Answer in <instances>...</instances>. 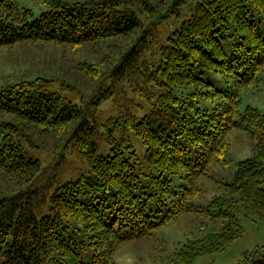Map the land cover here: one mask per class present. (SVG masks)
I'll return each instance as SVG.
<instances>
[{
	"label": "trees",
	"instance_id": "1",
	"mask_svg": "<svg viewBox=\"0 0 264 264\" xmlns=\"http://www.w3.org/2000/svg\"><path fill=\"white\" fill-rule=\"evenodd\" d=\"M184 7L190 15L161 45L155 63L143 65L140 54L148 44L140 32L110 71L111 78L137 80L143 87L135 91L139 97H151L150 112L138 119L132 114L113 118L100 132L85 107L42 82L0 88V118L10 117L0 119V178L22 184L0 193V264H116L112 252L120 241L144 237L190 209L186 203L194 177L213 155L216 165L225 164L220 156L232 128L248 134L254 155L238 161L230 181H218L223 193L199 210L217 229L181 245L174 253L176 264H193L239 237L238 212L264 217V111L246 106L226 119L232 111L229 102L225 117L196 106L201 98L227 91L215 88L205 72L240 75L244 84L257 78L264 66V0H171L166 10L171 16ZM158 13L149 0H50L47 9L30 18L32 11L17 0H0V46L124 38ZM12 117L52 130L75 123L71 139L79 144L87 170L61 182L41 181L40 162L13 136L22 128ZM131 133L145 146L143 162L149 170L131 144ZM102 139L109 146L107 155L97 153ZM182 170L185 182L178 190L171 188L172 174ZM99 242L101 252H94L89 263L82 260L83 247ZM238 264H264V246L243 253Z\"/></svg>",
	"mask_w": 264,
	"mask_h": 264
},
{
	"label": "rangeland",
	"instance_id": "2",
	"mask_svg": "<svg viewBox=\"0 0 264 264\" xmlns=\"http://www.w3.org/2000/svg\"><path fill=\"white\" fill-rule=\"evenodd\" d=\"M49 1L17 0L19 7L32 11L33 15L30 18L38 16L41 11L47 9ZM149 1L155 4L161 13L155 15L151 23L144 22L141 29L124 38L77 44L25 40L1 45L0 88L22 81L42 82L49 90L57 92L64 99L85 107L93 122L100 126V132L113 118L132 114L138 119L149 113L153 101L149 95L141 98L135 92L136 89L143 90L137 80L125 76L114 79L109 76L110 71L125 52L136 43L140 32L144 33L143 36L147 35L148 44L147 49L140 54L145 61L143 65L147 66L146 62L155 63L161 45L190 15L188 7L180 9L177 15H168L166 8L171 0ZM225 49L228 54L232 53L230 46L225 45ZM203 75L215 88L227 91L217 93L212 99L200 97L202 100L196 103L199 108L207 107V111L223 113L222 117H225L228 114L222 111L224 105L229 102L232 110L229 114L232 116L228 115L226 119L237 116L236 114L242 112L246 106L264 111V66L257 78L247 84H244L247 80H242L239 78L240 75L233 73L224 76L220 73L205 72ZM234 98H237L238 103ZM1 118L7 120L10 117ZM12 119L22 128L19 132H13V136L19 139L24 148L40 162L38 172L41 181L50 177L51 181L61 182L87 170V160L82 157L79 144L71 139L70 132L75 123L71 122L52 130L38 124H26L17 118L12 117ZM219 123L217 119L216 125ZM27 139L30 142H27ZM130 141L144 170H149L143 162L145 146L141 138L131 133ZM252 144L243 129H229L222 147L224 153L220 156L222 160L220 163L225 164L216 165L213 155L209 166L194 177V185L188 195V204L186 203L190 209L180 212L174 219L161 223L144 237L120 241L112 252V260L116 264H176L174 253L181 245L189 239L201 237L217 229V224L199 210L208 206L214 196L223 193L221 187L217 185L218 181H230L238 161L254 155ZM108 149L106 141L103 139L99 141L97 153L107 155ZM220 157L217 162L220 161ZM184 175V170L172 174L171 188L177 189L184 183ZM21 185L0 178V193L16 190ZM237 215L243 227L241 235L220 251L198 256L193 264H238L243 253L256 246H264V217L246 211L238 212ZM108 238L109 235L104 237L105 240ZM100 250H102L100 242L93 247L84 246L81 250L82 260L89 263L93 253L101 252Z\"/></svg>",
	"mask_w": 264,
	"mask_h": 264
}]
</instances>
